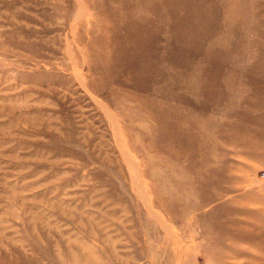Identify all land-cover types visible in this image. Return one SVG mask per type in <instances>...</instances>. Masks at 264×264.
<instances>
[{
	"label": "rangeland",
	"instance_id": "374dc122",
	"mask_svg": "<svg viewBox=\"0 0 264 264\" xmlns=\"http://www.w3.org/2000/svg\"><path fill=\"white\" fill-rule=\"evenodd\" d=\"M0 264H264V0H0Z\"/></svg>",
	"mask_w": 264,
	"mask_h": 264
}]
</instances>
